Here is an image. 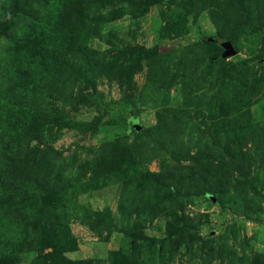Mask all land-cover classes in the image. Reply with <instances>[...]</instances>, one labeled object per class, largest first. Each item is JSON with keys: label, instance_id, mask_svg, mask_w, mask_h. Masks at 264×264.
Here are the masks:
<instances>
[{"label": "rangeland", "instance_id": "374dc122", "mask_svg": "<svg viewBox=\"0 0 264 264\" xmlns=\"http://www.w3.org/2000/svg\"><path fill=\"white\" fill-rule=\"evenodd\" d=\"M0 264H264V0H0Z\"/></svg>", "mask_w": 264, "mask_h": 264}, {"label": "water", "instance_id": "95a60500", "mask_svg": "<svg viewBox=\"0 0 264 264\" xmlns=\"http://www.w3.org/2000/svg\"><path fill=\"white\" fill-rule=\"evenodd\" d=\"M221 46L225 50V52L223 53V58L227 59L229 57H234L237 54V51L231 42L226 41L222 43Z\"/></svg>", "mask_w": 264, "mask_h": 264}]
</instances>
